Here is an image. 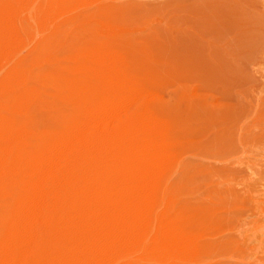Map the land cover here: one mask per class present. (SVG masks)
<instances>
[{"label": "bare ground", "instance_id": "6f19581e", "mask_svg": "<svg viewBox=\"0 0 264 264\" xmlns=\"http://www.w3.org/2000/svg\"><path fill=\"white\" fill-rule=\"evenodd\" d=\"M114 1L0 0V201L10 213L0 264L173 262L210 247L172 217L166 190L169 168L191 145V105L169 106L164 86L140 72ZM71 27L99 41L74 56L68 94L50 98L31 76L41 54L68 47ZM53 101L74 112L39 126Z\"/></svg>", "mask_w": 264, "mask_h": 264}, {"label": "rangeland", "instance_id": "374dc122", "mask_svg": "<svg viewBox=\"0 0 264 264\" xmlns=\"http://www.w3.org/2000/svg\"><path fill=\"white\" fill-rule=\"evenodd\" d=\"M114 2L125 26L121 39L139 55L140 72L164 86L166 104L191 105V145L169 168L166 190L173 197L172 217L194 226L210 244L201 259L148 263L264 264V0ZM62 40L68 47L41 54L31 76L50 98L68 94L65 79L75 75L74 56L99 41L74 27ZM53 103L39 126H60L74 112ZM9 217L0 201V240Z\"/></svg>", "mask_w": 264, "mask_h": 264}]
</instances>
